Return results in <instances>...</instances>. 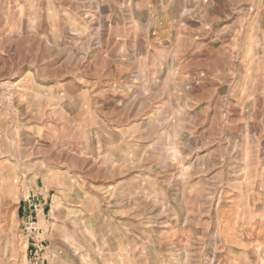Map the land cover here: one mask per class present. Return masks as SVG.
Here are the masks:
<instances>
[{"label": "rangeland", "instance_id": "obj_1", "mask_svg": "<svg viewBox=\"0 0 264 264\" xmlns=\"http://www.w3.org/2000/svg\"><path fill=\"white\" fill-rule=\"evenodd\" d=\"M0 114V264H264V0H0Z\"/></svg>", "mask_w": 264, "mask_h": 264}, {"label": "crops", "instance_id": "obj_2", "mask_svg": "<svg viewBox=\"0 0 264 264\" xmlns=\"http://www.w3.org/2000/svg\"><path fill=\"white\" fill-rule=\"evenodd\" d=\"M2 115L0 114V121H1ZM9 145V144H8ZM21 146V144H19ZM10 152L16 153L18 151V147L15 143V141L10 144ZM1 150V146H0ZM22 167L13 165L10 168V172L8 173L9 176L5 177V171L0 168V224L4 222H8V217L3 215V209L6 206L16 207L11 215L10 220L15 219L16 214L19 212V205L23 198V193L26 189V184L19 183L17 180V176L20 175Z\"/></svg>", "mask_w": 264, "mask_h": 264}]
</instances>
